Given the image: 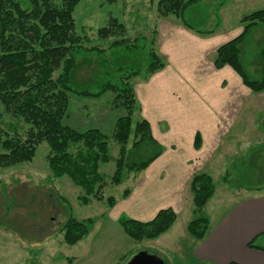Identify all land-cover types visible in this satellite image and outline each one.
Returning a JSON list of instances; mask_svg holds the SVG:
<instances>
[{"label":"rangeland","instance_id":"rangeland-1","mask_svg":"<svg viewBox=\"0 0 264 264\" xmlns=\"http://www.w3.org/2000/svg\"><path fill=\"white\" fill-rule=\"evenodd\" d=\"M217 1L205 0V2L194 5L185 15L186 20L194 27L216 28L208 35L216 36L218 42L222 41L219 46L241 33L242 16L252 13L253 10L264 9V0H227V3L219 7L215 13L214 7ZM158 3L159 0H79L72 12L75 20L74 31L80 36L85 47L96 46L100 50L107 51L108 45L116 36L100 38L98 29L106 26L111 17H115L123 24L125 30L122 35L125 38L134 39L142 36L147 40V48H153L161 56L160 35L164 37L165 30L166 34H172L174 24L182 27L185 25L181 17L173 14L162 15L158 9ZM188 29L194 34H199ZM263 44L264 24L253 27L240 44V59L245 70L253 78L259 76L262 71L259 52ZM216 50L213 57L208 55L202 59V73L198 72L199 76L208 77L211 84L213 80L216 81V71L222 68L216 69L213 65ZM117 60L129 67L139 68L146 65V56L141 52L138 54L127 52V58L122 56ZM80 66L73 75L79 85H86L90 83L89 80L96 79L94 72L98 68L95 65L90 67L81 63ZM166 66L167 63L163 68ZM58 73L59 70L54 72L53 76L56 77ZM152 74L147 78L143 75L135 77L132 80L134 92L135 88L138 86V89L144 82L146 83ZM197 80L193 81V86L197 84ZM218 83V96L221 94L218 98L220 107L198 106L196 101L200 102L199 92H191L196 89L189 83L188 94L195 100L188 95H180L184 101L186 116L188 115L187 118L183 117L186 121L181 120L177 124L182 138L177 136L178 133L174 135L168 133L170 125L157 122L158 132L170 135V141L168 140L170 144L166 142V146L170 147L174 144L175 147L171 146V149H179V152L185 153L186 143L185 140L183 142V138L188 137L190 130L192 140L193 134L199 132L201 127L203 131L211 126L214 127L213 123H201L200 120H204L203 111L206 114L211 112V115L218 112L217 114L222 117L216 124L218 133L214 135L213 140L211 139L215 143L208 147L207 152L204 150V145L208 146L211 142L206 138L203 139L204 145H201L198 150L194 149V156L197 158L189 159L187 163L188 169L196 170V172L205 171L213 177L216 183L217 188L214 195L203 208L202 213L195 210L191 192L186 186L184 204H181L177 210V218L169 228V234L159 239L158 243L156 240L161 234L155 239L146 240H135L128 237L117 222L120 214L125 213L121 212V206L117 201L121 198L128 199L132 187L140 180L141 172L128 173L125 171L126 176H123L124 181L120 185H115L110 180L115 170L114 160L117 158L120 147L111 138V133L115 121L118 117L125 115V110L113 108L112 101L115 94L111 91H106L102 96L93 98L81 97L70 92L67 94L69 105L62 123L79 132L96 127L109 136V152L113 160L99 165L106 180V185L102 189L103 199L97 200L91 197L88 203L83 204L80 200L81 189L67 176L53 177L46 160L50 149L46 142L38 144L31 161L0 167V264H124L135 252L146 250L161 255L166 264H204L192 258V242L195 239L188 236L187 225L191 219L203 215H208L212 221L221 218V214L228 212L232 207L234 201L231 198L232 195L244 192L243 189L235 190L223 182L224 170L229 169V175L234 184L238 183L248 187L264 183V130L257 126L258 114L263 113L264 122V89L253 93L243 84L250 92L238 93L228 79H221ZM228 89L230 91H227ZM154 92L159 91L157 89ZM150 93L151 90L148 91V94ZM184 113L182 112L183 115ZM0 115L4 127L7 124L13 125V122L17 123L19 135L25 137L30 127L29 124L10 115L1 103ZM137 116H142L141 110L133 116V121L138 118ZM206 118L210 119L208 116ZM133 140L134 134L132 133L126 143L127 160L142 159L150 153V148L147 146L132 151ZM125 188H128L130 193L123 198L121 194ZM110 195L116 201L113 206L109 207L106 204V198ZM69 218L85 221L90 227L88 233L75 244H69L63 239L62 228ZM181 255L184 256L181 258Z\"/></svg>","mask_w":264,"mask_h":264},{"label":"trees","instance_id":"trees-1","mask_svg":"<svg viewBox=\"0 0 264 264\" xmlns=\"http://www.w3.org/2000/svg\"><path fill=\"white\" fill-rule=\"evenodd\" d=\"M78 1L0 0V103L10 115L30 126L23 138L19 135L17 123L4 127L0 115V167L31 161L38 144L46 142L50 148L46 160L52 176H67L81 189L80 200L86 204L91 197L103 199L102 189L106 180L99 165L108 163L113 158L109 152V136L99 128L79 132L62 123L69 105L67 94L73 92L81 97L93 98L111 91L115 94L113 108L125 110V115L115 121L111 133V138L120 147L110 180L113 184L120 185L124 181L125 171L142 172L164 151V147L153 137L150 124L143 116H137L133 121V116L141 109L132 80L139 75L147 78L161 70L166 62L153 48H147L144 37L125 38L122 35L125 30L123 24L115 17H111L106 26L98 29L100 38L116 36L108 45L107 51L110 54L96 46L85 47L74 31L72 12ZM201 2L205 0H159L158 9L162 15L181 17L184 25L194 32L208 35L216 28L199 29L186 20L185 14ZM226 3L227 0H218L214 12ZM240 23L243 24L241 33L218 47L213 65L216 69L225 65L232 67L243 84L256 93L264 89V44L259 52L262 71L255 78L249 75L242 64L240 44L253 27L264 24V9L253 10L242 16ZM127 52L144 53L145 67H129L119 63L117 59L122 56L127 58ZM81 63L98 68L94 72L96 79L89 80L90 83L86 85H79L73 77ZM58 70V75L54 77V72ZM262 114H258L257 126L264 130ZM132 133V151L143 146L150 148V153L142 159L127 160L126 143ZM193 142L194 148L198 150L202 142L200 132L195 133ZM229 174L230 171L226 168L222 180L235 190H264V183L248 187L234 184ZM190 177L188 188L191 200L195 210L202 213L214 195L216 183L205 171L194 172ZM129 193V189L125 188L121 197L124 198ZM115 201L111 195L106 198L109 207ZM156 213L153 219L142 222L122 212L117 222L132 239H155L167 232L177 218L176 212L170 207L159 209ZM188 223V234L197 239H203L210 226L206 215L193 218ZM89 229L85 221L69 218L62 228L63 239L69 244H75ZM262 236L264 233L250 240L247 246L264 249L260 245Z\"/></svg>","mask_w":264,"mask_h":264},{"label":"crops","instance_id":"crops-1","mask_svg":"<svg viewBox=\"0 0 264 264\" xmlns=\"http://www.w3.org/2000/svg\"><path fill=\"white\" fill-rule=\"evenodd\" d=\"M173 27L172 34H166L165 30L164 37L160 35L159 50L167 66L162 71L152 74L151 78L138 89V86L135 88V95L142 116L149 122L153 137L157 142L164 145V151L141 172L140 180L132 187L128 199L123 200L121 198L117 201L118 205L121 206V212L124 211L130 217L142 222L153 219L159 209L170 207L178 214L177 210L185 201V187L189 184L190 176L196 172V170L187 168L189 159L197 158L194 156L196 150L193 142L195 134L191 140V130L188 137L183 138V142L185 140L186 144L184 145L180 141L186 147L185 153L179 152V149H171V146L175 147L174 144H171L170 147L166 146V142L170 144V135L178 133L177 136L182 138L177 124L181 120L186 121L183 117L186 116L187 112L183 107L184 101L180 95L193 97L188 94L189 84L193 86V81L198 79L197 84L193 86L196 91H190L199 92L200 102L196 101V104L201 107L206 105L213 108V106L220 105L218 98L221 94L218 96V82L221 79H228L238 93L241 91L250 92L243 85L237 73L228 66L217 70L218 73L216 71V81L211 80L212 84L209 83L208 77L199 76L198 72L202 73V59L208 55L213 57L216 47L222 41L218 42L216 36L194 34L185 26L174 24ZM157 89L159 92H154ZM149 90H151L150 94H148ZM175 94L177 95L174 96ZM147 95L152 99L150 100ZM193 100H195L194 97ZM202 113L204 120H200L201 123L209 122L214 125V127H206L207 130L205 129V131L202 130V127L199 129L203 143L201 145H204L203 139L205 138L211 142L208 146L204 145L205 149L203 148L208 152V147L215 143L211 139L213 140L214 135H217L216 124L220 122L222 117L217 114L218 112L212 113V115L211 112L206 114L203 111ZM206 116L210 119L207 120ZM157 122L170 125V132H168L170 135L158 132ZM177 140L179 139L177 138ZM243 191L242 194L238 192L232 195L231 198L234 200L232 207L228 212L222 213L221 218L212 221L206 215L210 226L203 239H197L187 232L188 236L195 239L192 242V258L204 264H264V249L247 246L250 240L264 233V190L255 192L243 189ZM169 232L170 230L161 234L156 240L157 243ZM260 243L261 246H264V236L260 239ZM183 256L181 255V258Z\"/></svg>","mask_w":264,"mask_h":264},{"label":"water","instance_id":"water-1","mask_svg":"<svg viewBox=\"0 0 264 264\" xmlns=\"http://www.w3.org/2000/svg\"><path fill=\"white\" fill-rule=\"evenodd\" d=\"M124 264H165V260L159 254L146 250L135 252Z\"/></svg>","mask_w":264,"mask_h":264}]
</instances>
